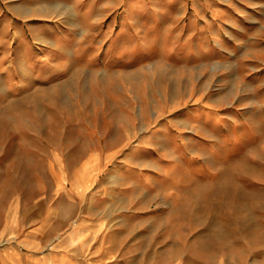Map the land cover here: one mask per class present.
Masks as SVG:
<instances>
[{"label":"rangeland","instance_id":"obj_1","mask_svg":"<svg viewBox=\"0 0 264 264\" xmlns=\"http://www.w3.org/2000/svg\"><path fill=\"white\" fill-rule=\"evenodd\" d=\"M51 149L119 264H264V0H0V218Z\"/></svg>","mask_w":264,"mask_h":264},{"label":"crops","instance_id":"obj_2","mask_svg":"<svg viewBox=\"0 0 264 264\" xmlns=\"http://www.w3.org/2000/svg\"><path fill=\"white\" fill-rule=\"evenodd\" d=\"M48 155L44 178H31L20 194H7L0 264H119L110 219L92 206L102 198V185L86 191L82 181L70 178L64 154L51 149Z\"/></svg>","mask_w":264,"mask_h":264}]
</instances>
